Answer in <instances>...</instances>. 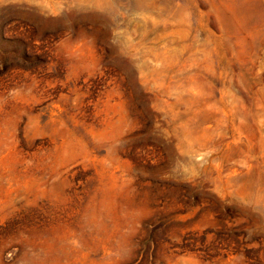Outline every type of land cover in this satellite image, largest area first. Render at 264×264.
I'll return each instance as SVG.
<instances>
[{
  "label": "rangeland",
  "instance_id": "1",
  "mask_svg": "<svg viewBox=\"0 0 264 264\" xmlns=\"http://www.w3.org/2000/svg\"><path fill=\"white\" fill-rule=\"evenodd\" d=\"M0 264H264V0H0Z\"/></svg>",
  "mask_w": 264,
  "mask_h": 264
}]
</instances>
